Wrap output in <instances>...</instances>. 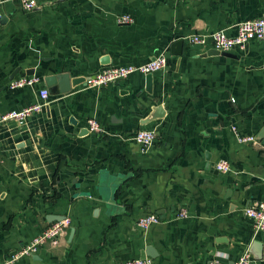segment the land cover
<instances>
[{"label":"crops","instance_id":"crops-1","mask_svg":"<svg viewBox=\"0 0 264 264\" xmlns=\"http://www.w3.org/2000/svg\"><path fill=\"white\" fill-rule=\"evenodd\" d=\"M25 11L0 0V115L38 100L44 77L85 80L111 65L167 66L90 88L51 94L24 123L0 120V264L50 222L69 221L56 244L11 264H231L244 251L264 264V230L243 211L264 197V41L228 57L186 37L264 17V0H37ZM123 15L132 19L119 23ZM183 40L182 54L170 44ZM12 79L11 75L14 74ZM28 72V73H27ZM24 76L38 81L11 89ZM234 99V101H231ZM160 105V118L141 120ZM95 118L103 133H82ZM255 135L257 144L236 140ZM157 131L146 151L138 129ZM229 163L225 173L215 163ZM186 217H177L180 208ZM147 213L160 222L140 228ZM71 228L74 229L70 234Z\"/></svg>","mask_w":264,"mask_h":264},{"label":"built area","instance_id":"built-area-1","mask_svg":"<svg viewBox=\"0 0 264 264\" xmlns=\"http://www.w3.org/2000/svg\"><path fill=\"white\" fill-rule=\"evenodd\" d=\"M19 3L25 11L34 10L38 6L37 0H14ZM119 23H129L132 21L129 15H123L117 20ZM190 45L199 46L201 48H210L219 52H233L242 50L250 41H264V17H256L239 22L236 25L235 33L232 35L226 34L223 30H215L211 32L195 33L186 37ZM167 66V57L163 52H158L153 55L148 61L140 65H111L103 70L95 73L93 76L85 80V85L90 88H101L102 86L124 82L133 73L142 75L152 74L157 71H162ZM38 81L35 77L24 76L18 79H13L9 82L11 89H17L26 85L34 84ZM50 93L47 87L41 88L38 92V100L32 104L24 106L17 110H11L1 116L2 120H13L17 123L24 121L37 113L48 103ZM234 101V99H231ZM87 130L95 135L103 133V128L95 118L87 120ZM232 132L236 135L238 143L242 144H257L258 138L255 135H241L237 133L236 126H231ZM133 140L140 146L143 151H146L152 146L157 138L155 129L142 128L138 129L133 135ZM215 168L225 173L230 166L227 161L219 160L215 163ZM244 215L250 219L254 233L264 230V197L260 200H255L248 204L243 211ZM186 210L182 207L177 212V217H186ZM160 222L158 215L147 213L140 216L136 223L140 228L146 229L152 224ZM69 221L66 219L50 222L40 233L35 235L28 243L22 245L14 251L6 260V264H11L17 261L20 257L35 254L45 244H56L59 238L68 227ZM251 254L248 250H244L231 264H251ZM151 260L148 257H137L126 260L123 264H150ZM207 264H221L216 258L208 260Z\"/></svg>","mask_w":264,"mask_h":264},{"label":"water","instance_id":"water-1","mask_svg":"<svg viewBox=\"0 0 264 264\" xmlns=\"http://www.w3.org/2000/svg\"><path fill=\"white\" fill-rule=\"evenodd\" d=\"M182 48H183V40L182 39L175 40L170 44V52L172 55L180 56L182 54ZM211 53H215V54H219V55H223V56H228V57H236V55L231 53V52H219V51L213 50V49L210 51V53L208 52L206 54L208 55ZM15 73H17V72L14 71V74L11 75L10 79L13 78ZM44 81H45V84L49 87L50 93L51 94H57V93H66V92L70 91V89L72 87L79 85L81 83H84L85 78H83V77L70 78L68 73H59V74L45 76ZM145 89L148 92L151 91V74L145 75ZM163 113H164V111H163L162 107L160 105H158V106L154 107L152 114H150L147 118L141 120V123H147L148 121H150L152 119L160 118L163 116ZM0 120H1V115H0ZM81 132L86 133V132H88V130H87V128H83ZM48 219H49L48 220L49 222H52V221H57V220H63L64 217L61 215L51 214ZM73 231H74V229L71 228L70 234H73Z\"/></svg>","mask_w":264,"mask_h":264}]
</instances>
